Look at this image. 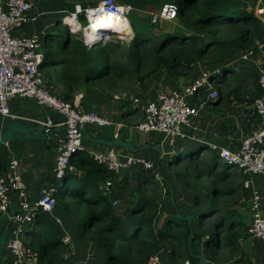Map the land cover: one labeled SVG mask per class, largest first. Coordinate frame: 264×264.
Returning <instances> with one entry per match:
<instances>
[{
  "label": "trees",
  "instance_id": "16d2710c",
  "mask_svg": "<svg viewBox=\"0 0 264 264\" xmlns=\"http://www.w3.org/2000/svg\"><path fill=\"white\" fill-rule=\"evenodd\" d=\"M120 1L131 6L128 18L134 36L129 43L111 39L88 48L76 36L72 39L67 35L59 47L53 42L45 51L40 67L46 69V76H60L69 90L77 87L81 73L86 76V72L92 78L126 88L130 86L128 80L143 84L162 66L173 76L200 71V66L207 70L219 68L218 97L225 93L237 95V90L245 88L249 81L254 85L249 91L250 100L261 94L255 68L246 60L237 66L235 60L239 52L255 49L264 37L262 19L254 11L237 0ZM171 1L180 6L176 16L152 21V12ZM79 16L86 19L83 14ZM45 39L43 35L44 46L52 38ZM60 62L64 63L63 70L56 66ZM205 145L192 147L197 149L188 154L183 151L192 148L177 150L167 162L174 165L173 171L181 179L185 203L178 204V209L168 197L173 176L164 171L162 164L153 171L140 169L134 181H113L111 189L106 190L100 182H106L107 177L114 180L115 175L87 152L74 156L72 161L78 167L88 169L73 178L70 173L59 179L54 195L57 203L81 218L77 237L92 241L95 259L91 262L147 264L149 255L159 252L166 264H200V256L212 264H252L250 259L239 256L243 250L241 241L247 238L249 228L236 207L244 177L220 160L218 150H206L209 148ZM98 173L103 179H98ZM157 174L165 180V192ZM178 210L183 216L177 215ZM186 214L193 215L191 222ZM54 222L57 223L50 215L38 213L28 225L37 230L28 244L40 254L39 264H62L65 260L69 245L62 239L64 230Z\"/></svg>",
  "mask_w": 264,
  "mask_h": 264
},
{
  "label": "crops",
  "instance_id": "0c3cea01",
  "mask_svg": "<svg viewBox=\"0 0 264 264\" xmlns=\"http://www.w3.org/2000/svg\"><path fill=\"white\" fill-rule=\"evenodd\" d=\"M33 2L32 14L35 15V18L26 22L22 31L29 34L39 33L42 36L44 35L46 39L48 36L53 38L54 35L51 34L50 30L55 22V14H57L56 18L59 13H64L63 16L67 15L71 11L70 6L63 4L61 0H33ZM241 4L247 9L255 12L257 6L264 4V0H244ZM67 7H69V9ZM59 21V19H56L57 23ZM66 32L68 37L72 35L73 37H78L75 33L73 34V32L69 31L68 26ZM52 43L53 41L51 39L47 45L44 46L42 44L44 52ZM252 50L253 53L247 56H244L243 53L248 52V50L239 52L235 56V60L237 66H239L243 60L250 62L257 71L259 81V72L261 68L264 67V37L260 40L256 48H252ZM199 68L200 71H193L186 75L173 76L169 73L166 66H162L155 73L146 77L143 84H137V82H135L134 85L131 79L128 80L127 83L130 82V86L126 87L121 94V90H119V92L116 91L117 88L121 86L111 85L110 82H106V79L92 78L87 72L86 76L81 73L82 76L79 78L77 87L73 90H69L67 83L58 75H47L46 79L48 85L63 97L67 96L72 99L75 93L79 94L81 106L84 109L95 110L104 116L125 121L126 127L124 128L127 130L123 133L122 129L120 137L118 138L132 142L133 146L137 148V151H132L124 146H117L121 152L135 153L137 155L152 158L156 161L157 166L160 150L156 148V146L160 143L163 154L159 158V165L162 164L165 168L164 171L169 172V174L171 173L173 176V184L171 187L173 188L175 198L181 197L184 199L181 179L178 173H174V165L169 166L167 164L173 153L177 150L181 151L185 148H192L202 143L207 145H205L204 148L215 145L218 149L220 147H227L231 150H237L241 146L243 138L258 128L261 123H264V116L259 115L255 111L253 106L254 101L250 100L249 91L253 90L254 85L249 81L245 88H241L240 91L237 90V95L235 93H231L230 95L225 93L216 98H209V88L204 87L200 89L198 94L191 98L193 102L200 104L198 113L194 117L192 125L185 127V133L175 137L173 145L164 133L143 132L136 129V123L144 118V111L139 108L140 105L145 104V102L150 99L156 98L160 91L168 92L172 88L190 83L203 70H207L204 69V67L201 68L199 66ZM216 69L218 68H215V70ZM215 70L209 68L208 71L213 72ZM255 81H257V78H255ZM244 83L245 82H243L242 85H244ZM233 86L234 84H232L231 87L229 86V89ZM213 88L215 90L219 89L216 82ZM131 96L139 97L140 101L138 104L134 102ZM9 103L11 114L5 115V117L0 116V124L14 120L21 127L25 128L27 133L24 134L17 131V136L6 140L5 143L0 146V175L6 174L9 166L8 164L12 158H18L22 177L26 183V196L31 203L30 206H33L31 210L35 211L36 216L38 213L41 216L42 214L43 216L50 215L58 224L54 223L64 230L62 239L69 247L64 252L63 258H65V260L62 264H95L93 261L91 262V260L95 259V248H93L92 241L87 237H77L81 218L67 211L66 208L60 205L59 201L58 203L56 202L52 210H44L42 206L37 208V206L34 205L35 201L42 195L43 190L56 186L57 181L60 179L56 176L54 167L57 156V139L64 132V128L60 126L41 129L36 122L37 119L46 121L47 116H52L56 121H61L62 116L54 112V110H51L48 106L38 104L29 96H14L10 99ZM87 131L90 136L97 138L95 140L87 139V145L95 150H107L110 145L107 141L115 139V128L113 126L98 127L90 125L87 127ZM134 131L138 133L136 139L134 138ZM196 149L197 148L188 149L183 151V153L188 154L194 152ZM86 154L91 156L88 152ZM81 163L82 165L85 164L83 162ZM75 165L77 166L76 163ZM231 167L233 168V166ZM155 168L153 170H155ZM87 169L88 166L84 169L77 166V171L71 173V178H73L75 174H84ZM140 169L143 170L140 167L133 166L123 173L117 175L113 174L115 175L113 176V181L120 184H125L126 179H128L129 182L134 181ZM171 169L172 171H170ZM234 169L244 177L242 182L240 181L239 187L242 196L239 198L236 207L247 224L250 225L253 218L252 199L255 189L260 194L261 211L264 213V174L253 173L245 175L238 169ZM100 175L101 173H98V179L101 180L102 177H100ZM245 178L251 179V185L249 187H246L243 183ZM109 179L110 177L106 178V180ZM100 183L102 184L100 186L106 184L104 180ZM173 185L177 187L176 192ZM165 189L164 187L163 190L165 191ZM55 192L56 191H54V193ZM15 194L18 196V193L11 192V201L14 200ZM168 197H171L170 190ZM18 199H20V196H18ZM184 203L185 199L183 200V204ZM183 204L179 205L182 206ZM173 205L178 209L176 202L175 204L173 203ZM20 211L26 213L29 212L30 209L23 206L22 208L20 207ZM28 225L29 223L26 224V226ZM12 231L13 230H10L9 234H11ZM9 234L6 242L10 236ZM6 242L4 254L0 258V264H11L13 261L12 253L7 247ZM241 246L243 250H241L239 256L250 259L252 264L264 262V240L262 238L247 233V238L242 239ZM200 264H202L201 261Z\"/></svg>",
  "mask_w": 264,
  "mask_h": 264
},
{
  "label": "built area",
  "instance_id": "2783aa9c",
  "mask_svg": "<svg viewBox=\"0 0 264 264\" xmlns=\"http://www.w3.org/2000/svg\"><path fill=\"white\" fill-rule=\"evenodd\" d=\"M33 5V0H0V116L5 117V115L11 114L10 99L18 95L32 97L38 104L48 106L62 116L61 121H56L52 116H47L46 121L37 119L48 128L54 126L64 128V132L57 139V156L54 167L56 176L60 179L77 171V166L72 159L80 152H88L95 161L115 175L129 170L133 166L146 171L153 170L156 161L152 158L121 152L115 144H110L107 150H95L87 145V139L82 129L84 126H113L115 128L114 138H118L125 126V121L104 116L95 110L84 109L81 106L79 94L75 93L72 99L65 98L48 85L45 70L40 67L45 56L42 35L22 31L26 22L35 18V15L32 14ZM179 8L177 2H167L160 11L152 12V21L161 17L173 18ZM111 9L118 10L126 16L131 6L121 4L117 0H99L98 3L91 6H82L77 3L68 14L72 13L78 26L74 22L66 20V15L62 17V21L68 26L70 32L75 33L90 48L112 39L114 33H110L107 28L101 31L97 40H93L92 29L89 28L92 18H97L103 10ZM255 13L262 19L264 25V4L257 6ZM80 14L85 15L87 19L85 24L81 22ZM251 53H253L252 49L244 52L243 55L247 56ZM219 72V68L213 72L203 70L183 87L172 88L168 92L160 91L156 98L140 105L139 108L144 111V118L136 123V129L143 132L164 133L173 145L175 137L183 135L185 127L192 125L200 108V104L193 102L191 98L204 87L209 88V98L218 97V91L213 86ZM259 82L262 92L254 100L253 106L259 115L264 116V67L259 72ZM131 98L137 104L140 101L137 96H131ZM263 144L264 123H261L258 128L243 138L239 149L231 150L227 147L218 149L215 145H209V149H218L220 160L245 175L264 174ZM8 165L6 174L0 175V214L7 209L11 202V192L14 189L18 190L21 208L25 206L30 209L29 212L19 211L15 215V226L6 242L13 256L11 264H38L40 254L28 244L25 238L30 239L31 234L37 231L33 227L26 226L28 223H33L36 213L31 210L33 206H30L31 203L26 196V183L22 177L19 159L12 158ZM66 182L65 179L64 185ZM113 183V180L109 179L103 186L106 190H110ZM243 183L249 187L251 179L245 178ZM55 190L54 186L44 189L34 205L37 208L42 206L44 210H52L56 204L53 194ZM252 208L253 218L247 229L248 233L264 240V213L261 211L260 194L256 189L252 199ZM160 255L159 252L149 255L147 264H164ZM185 264H189V261H186Z\"/></svg>",
  "mask_w": 264,
  "mask_h": 264
},
{
  "label": "water",
  "instance_id": "95a60500",
  "mask_svg": "<svg viewBox=\"0 0 264 264\" xmlns=\"http://www.w3.org/2000/svg\"><path fill=\"white\" fill-rule=\"evenodd\" d=\"M183 87V85H181ZM38 124V127L41 129H45L47 128V126L42 123L41 121H37L36 122ZM83 131L85 133V137L86 139L89 140H95L97 138H93L92 136H90L89 132L87 131V127L84 126ZM17 131L22 132V133H27V130L23 127H21L16 121L12 120L8 123L3 122L2 124H0V146H2L6 140L11 139L16 135ZM110 144H115L117 146H124L127 149H130L132 151H137V148H135L132 144V142L130 141H126L122 138H115L112 139L110 141H107ZM160 143L156 146V148H159L160 150V154L158 157V163H157V167H159V158L160 156H162L163 154V149L160 147ZM17 189H14L13 192H17ZM170 192H171V201H173V203L175 204L176 202V198L174 196V192H173V188L170 187ZM20 199H18L17 194H15L14 200L11 201L8 206L7 209L2 212L0 214V258L3 256L4 254V249H5V242L7 239V236L9 234L10 230H13V226H14V222H15V215H17L20 211ZM177 215L178 216H183L181 214V212L178 210L177 211ZM193 215L192 214H186L185 218L191 222ZM193 235V231L190 232L189 234V239L192 237ZM200 261L202 262V264H212L210 261L205 260L202 256H200ZM235 264V263H233ZM256 264H264V262H260V263H256Z\"/></svg>",
  "mask_w": 264,
  "mask_h": 264
},
{
  "label": "rangeland",
  "instance_id": "374dc122",
  "mask_svg": "<svg viewBox=\"0 0 264 264\" xmlns=\"http://www.w3.org/2000/svg\"><path fill=\"white\" fill-rule=\"evenodd\" d=\"M65 1H67L68 2V4H70L69 6H70V8H71V11L74 9V7H75V4H77V3H80L82 6H91L92 5V1L93 0H65ZM75 1V3H74V6H71V5H73V2ZM119 3L121 2L120 0H117ZM239 3H241V2H243L244 0H237ZM83 2H85V3H83ZM67 4V5H68ZM121 4H124V3H122L121 2ZM70 11V12H71ZM130 11V10H129ZM129 13V12H128ZM128 13L126 14V17H128ZM63 14L64 13H59L58 14V17L56 18V16H57V14H55V22H54V24L52 25V27H51V30H50V32H51V34H53L54 35V37L52 38V41L53 42H55V46L56 47H59V44H61V41L64 39V38H66L67 37V26L65 25V23L64 22H62L61 21V17L63 16ZM56 19H59L60 21L57 23L56 22ZM129 19V18H128ZM84 21H86V19H82V22H84ZM129 21V20H128ZM129 24H130V28H131V30H132V32L130 33V34H123V33H115L114 35H113V37H112V40H117V39H119L120 40V42L122 41V42H124L125 44H127V43H129V40L130 39H132V37L134 36V31H133V28H132V25H131V22L129 21ZM72 37V39H73V35L71 36ZM56 66L58 67V70H63V66H64V63H62V62H60V63H58V64H56ZM55 67V66H54ZM137 84H138V82H137ZM134 85H135V82H134ZM125 89V87H123L122 86V89H121V87H118L117 88V90L116 91H118L119 92V90H121L120 91V94L122 93V91ZM106 126H109V125H106ZM124 127H126V125L124 126ZM123 127V133L127 130L126 128H124ZM135 128V127H134ZM135 130V129H134ZM134 133V138L136 139V137H137V135H138V133H136V131H134L133 132ZM206 150H208V149H206ZM235 167H233V169H234ZM153 171V170H152ZM170 171H172V169L170 170ZM153 173V172H152ZM157 176V178H159L160 179V181L162 182V185L165 187V188H167V185H166V183H165V180L162 178V176L159 174V175H156ZM71 184V186L73 185L72 183H70ZM171 187V186H170ZM165 192V191H164ZM183 198H181V197H177V200H176V203H177V205L178 204H183ZM162 221H163V219H161V221H160V224L162 223ZM26 238V240L28 241L29 240V238L28 237H25ZM83 245H85V244H83ZM164 261V260H163ZM166 264V263H165Z\"/></svg>",
  "mask_w": 264,
  "mask_h": 264
},
{
  "label": "bare ground",
  "instance_id": "6f19581e",
  "mask_svg": "<svg viewBox=\"0 0 264 264\" xmlns=\"http://www.w3.org/2000/svg\"><path fill=\"white\" fill-rule=\"evenodd\" d=\"M66 20L74 24L78 23L75 22V18L72 13L66 15ZM128 17L121 14L118 10H103L97 18H92L91 24L89 28L92 29L93 40H97L100 37L101 31L105 29L112 30L115 33H123V34H130L132 32L130 28V24L128 21ZM91 35V36H92Z\"/></svg>",
  "mask_w": 264,
  "mask_h": 264
},
{
  "label": "clouds",
  "instance_id": "9594fccd",
  "mask_svg": "<svg viewBox=\"0 0 264 264\" xmlns=\"http://www.w3.org/2000/svg\"><path fill=\"white\" fill-rule=\"evenodd\" d=\"M108 30H109V29H108ZM109 32L111 33V32H112V30H109ZM104 37H105V36H104ZM106 42H107V41H106ZM103 43H105V42H103ZM99 44H100V43H99ZM96 45H97V44H96ZM94 46H95V45H94ZM94 46H93V47H94ZM90 48H91V47H90ZM189 264H190V263H189Z\"/></svg>",
  "mask_w": 264,
  "mask_h": 264
}]
</instances>
